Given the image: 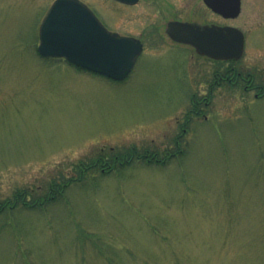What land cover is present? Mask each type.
Instances as JSON below:
<instances>
[{
	"label": "rangeland",
	"instance_id": "obj_1",
	"mask_svg": "<svg viewBox=\"0 0 264 264\" xmlns=\"http://www.w3.org/2000/svg\"><path fill=\"white\" fill-rule=\"evenodd\" d=\"M80 1L108 30L144 42L125 79L37 54L53 0H0V201L50 199L49 183L102 160L53 203L6 208L0 264H108V254L118 264H264V95L213 87L206 119L183 133L191 94L208 95L204 73L228 63L164 32L172 19L239 27L244 53L232 65L264 83V0H241L231 19L202 0ZM134 149L164 160L107 170Z\"/></svg>",
	"mask_w": 264,
	"mask_h": 264
},
{
	"label": "water",
	"instance_id": "obj_2",
	"mask_svg": "<svg viewBox=\"0 0 264 264\" xmlns=\"http://www.w3.org/2000/svg\"><path fill=\"white\" fill-rule=\"evenodd\" d=\"M134 3L137 0H118ZM223 17L240 12V0H203ZM165 33L212 59H239L244 51L243 32L230 25L170 20ZM139 40L107 30L79 0H54L41 21L37 51L43 56L64 57L68 62L120 80L141 52Z\"/></svg>",
	"mask_w": 264,
	"mask_h": 264
},
{
	"label": "flooded vegetation",
	"instance_id": "obj_3",
	"mask_svg": "<svg viewBox=\"0 0 264 264\" xmlns=\"http://www.w3.org/2000/svg\"><path fill=\"white\" fill-rule=\"evenodd\" d=\"M222 24H226V23H222ZM143 44H144V42H143ZM144 48L145 47L143 46V49ZM193 53L195 55H197L194 51H193ZM197 56L199 58H208V57L200 56V55H197ZM208 59H210V58H208ZM210 60H212V59H210ZM212 61H216L217 62V60H212ZM218 61H226L228 63V65L215 68L211 72L209 71L208 72L209 74L207 76H206V72L204 73V79L203 80L205 82L207 80L209 81L210 78H213L212 82L208 83L209 84V87H208L209 92L207 93L208 95L207 96L204 95L203 97H198V95H196L195 92H193L191 94L190 103H189L190 107H189V109L186 112V117L187 118L185 119V122L181 126V129H182L183 133L188 131L187 126H186L188 124L187 122H190L191 119L193 121L194 120V118H193L194 116L198 117L200 114L201 115L203 114L201 105L206 106L207 104H209V102L211 101L213 87H220V86L225 85V84H229V85H233V86L237 87V86L241 85V83H245L243 85V89L245 91L248 92V91L255 90L256 91L255 94H254L255 97H260V96L264 95V83H256L255 76L253 74H251L249 71L244 70L243 67H235V66H233L232 63L234 61H236V60H218ZM199 87L200 88H204L205 84H200ZM203 117H204V119H206V115L205 114H203ZM184 124H185V126H184ZM142 156L146 157L145 159L147 161H150V159H152V158L154 159V161H159V158L157 157V154H155L153 157H151V156L148 157L147 154H143V155L135 154L134 156H131V157H126L125 156L124 159H122V161L118 160L119 158L117 156H114V158L112 160V163H107L106 162V166L105 167H108V168L111 169V168H114L116 165H123V163L128 162L133 157H136V158H140L141 157L142 158ZM98 161H100V159H97V162ZM102 170H104V167H102Z\"/></svg>",
	"mask_w": 264,
	"mask_h": 264
},
{
	"label": "trees",
	"instance_id": "obj_4",
	"mask_svg": "<svg viewBox=\"0 0 264 264\" xmlns=\"http://www.w3.org/2000/svg\"><path fill=\"white\" fill-rule=\"evenodd\" d=\"M180 152H182V150L181 151L177 150L175 153L173 152V153H171L169 155L171 156V155H174L176 153H178V155H180ZM133 153H134V155L135 154H138L135 149H134ZM155 154L156 153H153V155H151V157H153ZM118 160H120V159H118ZM131 160L132 159H130L128 162L123 163V165H126ZM101 161L102 160L100 159V161H98V162H101ZM162 161L163 160H161L159 162H162ZM98 162H97V159H95V160H91L90 162L86 163L83 166L82 170H81L82 172L80 171V174H79V177L78 178H75V179L74 178H70V179L67 180V182H63L61 184L55 183V182L54 183H49V184H51L50 187H49V189L51 190V193H53V196L50 199H47V198L43 197L40 200V198L35 199V196H33L32 199H30V201H27V200H24L23 199L21 202H19L21 205H18V202H14L13 203V201H9L8 199L7 200L0 201V217L2 215H5L6 214V208H10V210L11 209H17V208H21L23 210L24 209L25 210H33L34 207H44V206H47V205L53 203L54 201H56V199H58V197L62 194V192L65 190V188H68L69 184H71L74 181H75V183L76 182L83 181V179H85L84 178V174H85L84 172H86L87 170L91 169L93 166L97 165ZM106 168H107V170H110V168H108V167H106ZM30 192H34V190H31V191L27 192V194H29ZM25 194H26V192H24V194H22V196H25ZM16 211H19V210H16ZM9 224L11 226V223H9ZM262 226H263L262 229L264 231V223H262ZM7 227H9V226H7ZM13 229H15V228L13 227ZM101 252H103V251L101 250ZM113 257H114L113 254H108V256H107V260H108L107 263L108 264H118L119 263V262L115 261ZM257 259H258V261H264V255H263L262 252L258 256ZM82 262H84V261H82ZM23 263L24 264H30L29 261H23ZM38 263L35 261V264H38Z\"/></svg>",
	"mask_w": 264,
	"mask_h": 264
}]
</instances>
